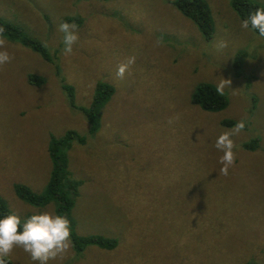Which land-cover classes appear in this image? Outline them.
<instances>
[{"label": "rangeland", "instance_id": "rangeland-1", "mask_svg": "<svg viewBox=\"0 0 264 264\" xmlns=\"http://www.w3.org/2000/svg\"><path fill=\"white\" fill-rule=\"evenodd\" d=\"M173 1L0 0V18L53 59L7 40L13 59L0 66V200L22 222L56 213L54 202L34 207L15 191L44 194L50 142L75 132L59 147L81 183L67 216L71 231L117 241L112 250L77 251L72 243L48 264H264V37L241 28L230 0H205L214 25L206 41ZM62 21L78 26L67 57ZM129 56L135 63L120 79L117 66ZM221 78L231 81L224 111L191 104L198 84L217 87ZM98 83L111 87L108 99L96 96ZM241 119L244 130L231 137L236 161L224 176L215 141ZM252 140L256 148L245 149ZM6 260L39 264L19 247Z\"/></svg>", "mask_w": 264, "mask_h": 264}, {"label": "trees", "instance_id": "trees-1", "mask_svg": "<svg viewBox=\"0 0 264 264\" xmlns=\"http://www.w3.org/2000/svg\"><path fill=\"white\" fill-rule=\"evenodd\" d=\"M106 1V0H103ZM171 4L176 8L180 14L191 21L199 30L204 40L209 41L213 37L214 25L213 19L210 14V9L205 0H175ZM230 6L239 16L240 20H243L255 11L257 7L264 8V2L260 4L250 3L249 0H230ZM0 27L5 29V36L7 40L13 42L17 41L21 45L31 48L34 52L39 54L44 61L52 63L53 59L48 50L39 42L29 38L23 32L24 30L19 26L4 21L0 18ZM251 29V27H249ZM252 31L258 33L256 30ZM242 53H238L235 59V67H239L240 61L243 58ZM37 78L31 76L29 82L33 85L42 84V80H36ZM96 96L102 94L103 100L109 98L111 94V87L105 84L98 83L95 89ZM73 96H71L72 98ZM94 103H98V98L94 97ZM191 104L198 106L205 112L217 113L224 111L228 106V99L225 95H220L216 91V87L208 83H200L197 85L194 93L191 96ZM223 126L232 127L233 122L224 121ZM76 137V133L69 131L61 139H52L50 142L48 152L52 162V172L50 180L46 187L45 193L42 195H34L26 188L16 187L17 196L24 202L31 206H44L50 202L56 204V214L68 216L71 207L75 203L77 197L78 188L80 186L79 181H73L67 170L65 160L60 157L59 147H64L70 144L71 140ZM255 140L250 141L247 145H244L245 149L254 150ZM10 214L7 211L6 205L0 200V218ZM71 240L74 248L77 251H82L86 246L95 245L103 249L112 250L117 246V241L112 239H104L103 237H80L75 231H71Z\"/></svg>", "mask_w": 264, "mask_h": 264}, {"label": "clouds", "instance_id": "clouds-1", "mask_svg": "<svg viewBox=\"0 0 264 264\" xmlns=\"http://www.w3.org/2000/svg\"><path fill=\"white\" fill-rule=\"evenodd\" d=\"M240 26L245 30L251 27L258 32L259 37H264V8L257 7L249 17L241 20ZM77 28L74 22L62 21L57 25V31L63 34L62 54L66 57L73 54V46L79 40ZM7 43L5 29L0 27V66L10 63L13 59L7 50ZM218 46L227 47V42L220 41ZM135 59V56H129L118 64L116 72L118 78H124L125 73L135 63ZM230 83V80L221 78L217 83V93L224 95V90ZM169 123H172V120ZM244 128L245 121L241 119L233 128L223 131L215 141V148L223 153L219 159L221 175L227 176L229 169L235 164L234 149L237 146L231 137L238 135ZM71 235L70 221L66 215L48 211L37 212L22 222L18 214H7L0 218V264H7L6 258L17 247L22 248L39 264H48V261L57 258L63 259L72 247Z\"/></svg>", "mask_w": 264, "mask_h": 264}]
</instances>
